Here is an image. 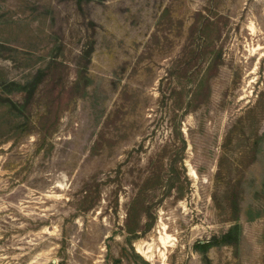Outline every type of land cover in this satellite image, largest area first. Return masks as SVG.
<instances>
[{
  "label": "rangeland",
  "instance_id": "374dc122",
  "mask_svg": "<svg viewBox=\"0 0 264 264\" xmlns=\"http://www.w3.org/2000/svg\"><path fill=\"white\" fill-rule=\"evenodd\" d=\"M0 264H264V0H0Z\"/></svg>",
  "mask_w": 264,
  "mask_h": 264
},
{
  "label": "trees",
  "instance_id": "16d2710c",
  "mask_svg": "<svg viewBox=\"0 0 264 264\" xmlns=\"http://www.w3.org/2000/svg\"><path fill=\"white\" fill-rule=\"evenodd\" d=\"M75 2L77 3V5L79 7L82 8L85 0H75ZM63 66H64L63 63H60V62L56 63V73L53 76V79L51 81V85L49 88V90L52 94V97L54 98L53 99L54 102H57L58 98H59L58 89H59V86L61 85L63 78H64ZM33 95H34V88L30 89L26 94V106H28L30 104L31 100L33 99ZM236 207H237V205H236ZM237 232H238V226L236 225L234 228H232V230L230 232L225 234L222 237V239L218 240L217 237H214L212 242H213V244H230L232 242L230 240V238L232 237V234L237 233ZM200 245H201V243H200Z\"/></svg>",
  "mask_w": 264,
  "mask_h": 264
},
{
  "label": "bare ground",
  "instance_id": "6f19581e",
  "mask_svg": "<svg viewBox=\"0 0 264 264\" xmlns=\"http://www.w3.org/2000/svg\"><path fill=\"white\" fill-rule=\"evenodd\" d=\"M142 251V250H141Z\"/></svg>",
  "mask_w": 264,
  "mask_h": 264
}]
</instances>
